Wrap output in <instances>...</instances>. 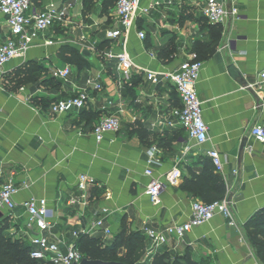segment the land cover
<instances>
[{
    "label": "crops",
    "instance_id": "crops-1",
    "mask_svg": "<svg viewBox=\"0 0 264 264\" xmlns=\"http://www.w3.org/2000/svg\"><path fill=\"white\" fill-rule=\"evenodd\" d=\"M116 1L35 0L27 12L30 16L34 10L53 5L64 21L56 22L25 56L12 60L0 72V168L7 175H15L19 188L16 204L32 197L49 201L55 210L50 236L53 242H74L73 232L102 215L105 207L110 209L106 224L114 232L124 218L136 232L164 230L187 223L192 204L203 202L182 185L192 173L202 174L207 161L225 183L222 200L229 202L232 219L217 215L194 228L184 242L173 240L159 252L183 254L190 249L208 264H262L246 225L264 210V144L252 134L255 126H264V0H217L238 11L237 17L217 26L203 16L208 0H142V8L154 1L159 5L137 17L129 36L109 40L108 31L123 30L115 13ZM141 31L147 35L144 41L139 38ZM10 35L6 18L0 16V45ZM211 41H216V49L203 60L196 86L209 126V141L201 147L195 146L184 130H163L157 125L159 116L168 117L172 107L181 105L172 86H155L137 69L131 78L124 79L117 63L105 58L110 50H126L138 67L172 71L183 62L185 53L194 51L196 45L208 47ZM170 45L175 47V54L166 64L159 53ZM64 46L81 52L87 49L92 60L84 57L82 68L68 64L59 55ZM31 62L45 69L40 81L17 93L7 92L4 76ZM68 65V82L58 80L60 88L49 86L54 69ZM93 83L102 88L95 90ZM85 88L91 99L84 109L70 108L63 115L51 112L53 102ZM36 98L50 103L47 107L37 105ZM111 115L120 119L121 129L107 133L98 143L94 127ZM137 122L150 133L148 143L133 132L132 125ZM188 144L192 150L186 154ZM154 147L159 163L149 165V151ZM209 150L221 154L222 172L215 168ZM175 167L181 170L183 179L177 186L165 185L161 203L154 205L145 193L147 186L153 180L165 181ZM148 169L152 170L151 177L145 173ZM81 174L95 178L103 187L99 196L91 191L90 206L83 218L78 213L80 207L69 205L70 198L79 192L77 180ZM106 191L112 195L109 201L103 196ZM5 219L10 226L7 233L11 237L17 233L18 239L30 244L25 210L0 214V222ZM12 222L18 229L11 226Z\"/></svg>",
    "mask_w": 264,
    "mask_h": 264
},
{
    "label": "built area",
    "instance_id": "built-area-1",
    "mask_svg": "<svg viewBox=\"0 0 264 264\" xmlns=\"http://www.w3.org/2000/svg\"><path fill=\"white\" fill-rule=\"evenodd\" d=\"M35 0H0V16L6 18L11 30L8 40L0 45V72L6 65L16 58L26 55L28 50L35 44L41 34H44L56 22H63V15L55 6H48L42 11L34 10L28 16L27 12L32 9ZM154 1L149 6L142 8V0H117L115 13L119 17L123 30H110L107 32L109 40H116L122 36H129L135 28V22L140 14H148L157 7ZM204 18L211 25L224 24L231 18L238 16L237 9L230 8L226 3L217 0H208L202 10ZM140 40L147 38L146 32H139ZM47 45L52 44L46 41ZM108 61L117 63V68L122 78L129 79L135 69L143 73L146 80L155 86L169 84L178 94L180 106L172 107L168 117L159 116L157 125L163 130L181 129L187 133L188 139L195 146H204L209 141V126L204 119L203 102L197 91V83L203 68V61L195 51L185 53V59L178 68L172 71L141 68L135 65L130 54L124 50L116 53L113 50L105 54ZM71 74V66L54 69L53 77L63 82H68ZM264 80V70L261 73ZM91 84V83H90ZM94 84V83H93ZM95 90L102 88L100 84H94ZM91 99L90 91L79 89L74 94L59 99L51 105L54 115L66 114L70 108L82 110ZM121 121L117 116H108L99 121L94 127L93 135L98 143H101L105 135L110 132H119ZM254 139L264 144V126L257 125L253 128ZM192 145H186L184 151L189 154ZM156 148L149 151V165L159 163L156 156ZM208 156L212 160L217 171L222 172L224 162L221 154L216 150H209ZM147 176H152V170H146ZM14 174L7 175L4 168H0V214L13 215L18 208L25 210L27 214L26 230L30 234L32 247L31 258L43 264H74L80 263L84 254L78 248V240L82 235L94 236L102 234L105 238H113L115 235L112 227L106 224L105 217L110 214V209H102V215L89 221L88 225H81L79 230L73 232L74 242L51 241V231L55 225V210L46 198L32 197L22 204H16L15 196L19 188L14 180ZM183 179V174L175 167L166 175L165 181L153 180L146 189V195L154 205L161 203V193L165 185L177 186ZM94 188L103 189L97 180L87 174L78 176V194L71 197L69 205L80 207V218L85 216V211L90 206L91 191ZM106 201L111 200L112 195L106 191L103 195ZM191 218L185 224H174L164 230L146 228L143 234L150 242V248L146 252L145 261L150 263L161 248L170 244L173 240L177 243L184 242L186 236L196 227L203 226L212 221L217 215L231 220L232 211L229 202L221 200L213 203L196 201L191 207ZM233 224V222H231Z\"/></svg>",
    "mask_w": 264,
    "mask_h": 264
},
{
    "label": "trees",
    "instance_id": "trees-1",
    "mask_svg": "<svg viewBox=\"0 0 264 264\" xmlns=\"http://www.w3.org/2000/svg\"><path fill=\"white\" fill-rule=\"evenodd\" d=\"M217 26V25H216ZM216 49V41H211L208 47L195 46L194 51L198 53L203 61L208 59ZM175 54V47L170 45L159 53L164 63H170ZM60 59L68 64L83 67L84 56L81 51L64 46L59 51ZM45 69L35 62L16 69L14 72L4 76V88L9 93H17L23 87L36 84L40 81L41 73ZM59 79L53 78L49 86L60 88ZM61 81V80H60ZM35 104L42 103L47 107L50 101L34 100ZM54 103V102H53ZM52 103V104H53ZM133 132L143 140L144 143L150 139V133L139 122L132 125ZM206 168L202 174L192 173L186 179L182 188L189 192L192 197L201 199L204 203L221 201L226 195V186L222 177L215 173L209 162H205ZM102 190L95 188L93 194L99 196ZM9 220L0 222V264H43L31 258L32 247L25 244L21 239L12 238L7 232L10 229ZM250 238L256 248V253L264 264V210L260 211L246 225ZM148 240L140 231H134L131 223L124 218L120 229L115 232L113 238H105L102 234L89 236L82 235L78 240V248L84 256L90 260H101L104 262H122L125 264H208L205 259L197 257L190 249L183 254L171 253L169 251L158 252L150 263L144 262L147 252Z\"/></svg>",
    "mask_w": 264,
    "mask_h": 264
},
{
    "label": "water",
    "instance_id": "water-1",
    "mask_svg": "<svg viewBox=\"0 0 264 264\" xmlns=\"http://www.w3.org/2000/svg\"><path fill=\"white\" fill-rule=\"evenodd\" d=\"M82 55L84 57L88 58L89 60H92V53L89 50H87V49L82 50ZM74 264H125V263H122V262H104L101 260H90V259L85 257L80 263H74Z\"/></svg>",
    "mask_w": 264,
    "mask_h": 264
},
{
    "label": "rangeland",
    "instance_id": "rangeland-1",
    "mask_svg": "<svg viewBox=\"0 0 264 264\" xmlns=\"http://www.w3.org/2000/svg\"><path fill=\"white\" fill-rule=\"evenodd\" d=\"M11 226H12V227L15 226V227L18 229V226H16V224H14L13 222H12ZM18 233H19V231H18ZM12 238H14V239H18V234H17V233H13ZM25 244H28V243L25 242ZM147 247L150 248V245L147 246ZM145 258H146V257H145Z\"/></svg>",
    "mask_w": 264,
    "mask_h": 264
}]
</instances>
